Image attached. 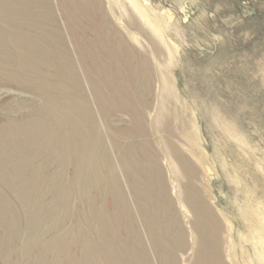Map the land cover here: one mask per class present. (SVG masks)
Returning <instances> with one entry per match:
<instances>
[{"label":"rangeland","instance_id":"1","mask_svg":"<svg viewBox=\"0 0 264 264\" xmlns=\"http://www.w3.org/2000/svg\"><path fill=\"white\" fill-rule=\"evenodd\" d=\"M72 1L0 0V264H264V0Z\"/></svg>","mask_w":264,"mask_h":264},{"label":"bare ground","instance_id":"2","mask_svg":"<svg viewBox=\"0 0 264 264\" xmlns=\"http://www.w3.org/2000/svg\"><path fill=\"white\" fill-rule=\"evenodd\" d=\"M127 1L130 3L131 7L138 13L139 16L141 18H143L147 23H149V25L156 31V33H159V34L161 33V28L162 27L157 23L156 16L153 15V13L149 9H146V7L143 6V4H142V2L140 0H127ZM69 3L71 4L70 13L72 14V17H73L74 14H75V13H73V10L74 9H78L77 8V4H75V2L72 1V0H69ZM85 9H86V11L88 13H91L93 11V9L90 6H86L84 9H82V12L83 13H85ZM169 18L171 19L172 17L169 16ZM82 30H83V34L81 36L83 38V44L81 45V50L82 51L84 50V52L90 53L91 51L94 52L93 49H95V47H96L98 50H101L103 53H106L107 54L106 56H108V57H105L104 56V57H99V58L89 57V59L87 60L89 62L87 64L89 67H93V66L94 67H97L98 70L102 74L105 75L108 72H110L109 67L113 66L114 64L116 65V64H120L121 63L120 58L115 57L116 54L118 53L115 50H118L119 49V45L121 44L120 43V40L122 42L123 38L120 37L119 38L120 40H119L118 37H116L114 43H109L107 41V37H104L103 32H102V34H101V37L102 38H99L100 36H97V37L95 36V38H92L94 40L89 41L90 40L89 39V33L94 30L93 26L90 25V24L88 25V23L86 22L84 24ZM74 34H77V33L74 32ZM94 34H95V32H94ZM105 41H107V44H105ZM90 42H91V45L89 44ZM102 43H103V45H102ZM126 54H127V56L129 58H127L124 55L123 56L124 59L127 60V61H129V62H131V63H133V60L131 59V57H133L134 55L131 52H126ZM144 63L145 62L141 59L140 67L138 69H143ZM138 69H136V70H138ZM156 175H157V178H160V180H162V174L160 172L156 171ZM159 189H160L159 193H160L162 202L165 203V206L166 207H168L167 209L172 208L173 206H172L171 200L168 198V192H167L166 187H160ZM185 202L187 204L188 209L193 210L194 213H195V217H194V225H195L196 222H199V214L197 212V209H198L197 208V205L192 200H189V201L186 200ZM184 206H185V204H184ZM144 210H145V208H144ZM180 233L181 234H184L185 232L182 229L180 231ZM203 238H204V236H202V235L201 236H199V235L197 236V242H198L197 256H198L199 260L201 259L200 260V264H208V263H206V253H204V250L206 249L205 246H209L208 248H211V246H213V248H214V253H213L214 254V258H212V262L210 264H215V263L222 264L223 258H224V253L220 252V250H219V248H220L219 241H222L221 240V234L218 233L216 235V238L218 239V242L216 240L213 241V239L211 238L212 241H213V244L212 245H210V243H208V240L207 239H203ZM207 255H209V254H207Z\"/></svg>","mask_w":264,"mask_h":264}]
</instances>
